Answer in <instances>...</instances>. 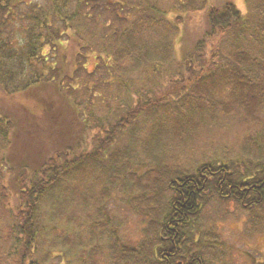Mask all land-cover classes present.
<instances>
[{"label":"trees","instance_id":"obj_1","mask_svg":"<svg viewBox=\"0 0 264 264\" xmlns=\"http://www.w3.org/2000/svg\"><path fill=\"white\" fill-rule=\"evenodd\" d=\"M157 3L0 0V99L45 112L55 135L53 153L17 159L0 108V264H233L218 226L231 208L247 237H264V128L241 159L187 148L220 108L246 119L264 108V0H245V14L207 8L204 35L168 70L179 28ZM87 182L94 207L65 220ZM112 195L142 221L135 243Z\"/></svg>","mask_w":264,"mask_h":264},{"label":"rangeland","instance_id":"obj_2","mask_svg":"<svg viewBox=\"0 0 264 264\" xmlns=\"http://www.w3.org/2000/svg\"><path fill=\"white\" fill-rule=\"evenodd\" d=\"M157 1L158 6L163 10L165 9L168 12L171 10V15L174 14L175 17L174 21L177 20L175 25L179 28V32L173 40V55L171 59L173 63L165 67L167 70L168 67L174 68L178 66V62L182 60L185 53L191 51L193 42L204 35L207 29L205 13L207 8H219L225 3H231L242 14L246 13L245 0H196L193 6L194 9L191 11L189 9H177L179 2L184 3L183 0ZM202 6V10H200L199 7ZM12 29L15 31L14 28ZM6 31L10 32V29L8 28ZM94 64V59L90 57L86 64V70L91 72ZM13 98L14 100H12ZM3 99L5 100L2 101L0 99V108L2 109L4 107L3 110L11 116L13 122H16V127L14 125V136H12L13 146L10 149L15 153L17 159L24 156L34 158L33 155L35 152H41L43 156H48L53 153L54 147L51 141L55 135L53 134L52 136L53 131L50 129L51 125L49 124L46 113L37 108L35 113H32L31 116H27L22 107L18 105L20 104L19 100H22L19 95L6 96ZM34 107L35 106H33L32 109L35 110ZM215 114L216 115L213 116L216 119L213 122L209 120L207 125L198 127V131L192 143L187 146V148H190L188 151L190 155L188 157H192L194 160L198 161L201 156H204L206 158H212L217 162H228L241 159L244 140L248 137H252L259 130L264 128V108L253 114L251 119H246L243 112H239V110L236 109L233 113L226 115L220 108ZM35 147L37 149H35ZM177 154L175 155L179 157L180 151ZM193 163L195 162H189L191 165ZM90 184L91 183L87 182L85 188L82 189L80 197L78 196L77 199L68 206L64 215L65 220L70 216L82 220V210L84 206L89 204L94 207V199L99 196V193L97 187L91 188L94 196L92 199L89 198L86 195V187L88 188ZM81 196H83L82 200ZM85 200L90 202L86 203ZM108 203L111 207V211L120 222L123 238L126 242L131 241V243H135L140 235L143 225L142 221L138 216L130 212L117 197L112 195ZM244 216L245 212H234L231 208L226 219L218 223L221 240L229 250L226 254L230 255L233 264H249L251 258L257 261L264 258V237L249 238L246 236L247 231H245L244 227ZM234 219L240 222L234 223ZM57 263L58 260L54 258L49 262V264Z\"/></svg>","mask_w":264,"mask_h":264}]
</instances>
